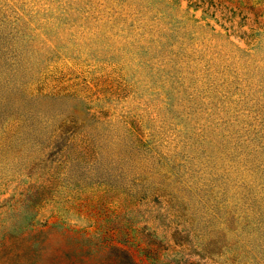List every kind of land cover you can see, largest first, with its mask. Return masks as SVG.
<instances>
[{
    "label": "rangeland",
    "instance_id": "obj_1",
    "mask_svg": "<svg viewBox=\"0 0 264 264\" xmlns=\"http://www.w3.org/2000/svg\"><path fill=\"white\" fill-rule=\"evenodd\" d=\"M0 264H264V0H0Z\"/></svg>",
    "mask_w": 264,
    "mask_h": 264
}]
</instances>
